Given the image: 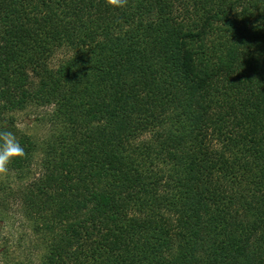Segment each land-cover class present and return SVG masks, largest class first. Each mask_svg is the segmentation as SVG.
<instances>
[{"label": "trees", "instance_id": "16d2710c", "mask_svg": "<svg viewBox=\"0 0 264 264\" xmlns=\"http://www.w3.org/2000/svg\"><path fill=\"white\" fill-rule=\"evenodd\" d=\"M2 133L0 264H264V0H0Z\"/></svg>", "mask_w": 264, "mask_h": 264}, {"label": "rangeland", "instance_id": "374dc122", "mask_svg": "<svg viewBox=\"0 0 264 264\" xmlns=\"http://www.w3.org/2000/svg\"><path fill=\"white\" fill-rule=\"evenodd\" d=\"M39 109L35 108V107H30L27 110H8L7 114H10V116H12L19 128L24 131L27 132L29 134H36V132L38 133H42L45 129L39 125V121H37L36 117L38 114ZM14 114V115H12ZM9 116V115H8ZM14 220H12L13 222ZM11 222V223H12ZM11 223L8 226H5L3 229H1V234L3 237V240L5 237H9L8 239L13 242L14 244L18 243V240L21 237H25V233H26V229L21 228L18 226L19 223H21L20 221L17 223V225L15 226L17 229L14 230V228H11ZM17 242V243H16ZM22 249H23V256L22 255V250H17L16 253H14L13 255V259H19V258H24L25 255L28 253V256L32 259L33 258V262L35 264H38V259H36V256L33 255V250L31 249V251L29 250L27 252V248H28V244H25L22 242Z\"/></svg>", "mask_w": 264, "mask_h": 264}, {"label": "clouds", "instance_id": "9594fccd", "mask_svg": "<svg viewBox=\"0 0 264 264\" xmlns=\"http://www.w3.org/2000/svg\"><path fill=\"white\" fill-rule=\"evenodd\" d=\"M6 138V146L2 154H0V161L6 160L12 154H23V148L15 141L11 133H2Z\"/></svg>", "mask_w": 264, "mask_h": 264}]
</instances>
